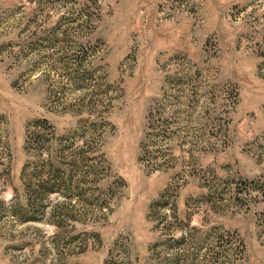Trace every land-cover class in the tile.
Segmentation results:
<instances>
[{"label":"rangeland","instance_id":"374dc122","mask_svg":"<svg viewBox=\"0 0 264 264\" xmlns=\"http://www.w3.org/2000/svg\"><path fill=\"white\" fill-rule=\"evenodd\" d=\"M0 264H264V0H0Z\"/></svg>","mask_w":264,"mask_h":264}]
</instances>
